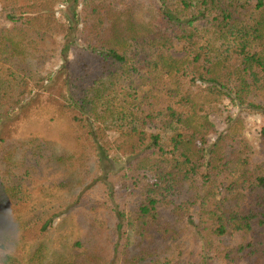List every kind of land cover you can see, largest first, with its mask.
Instances as JSON below:
<instances>
[{
    "label": "trees",
    "instance_id": "16d2710c",
    "mask_svg": "<svg viewBox=\"0 0 264 264\" xmlns=\"http://www.w3.org/2000/svg\"><path fill=\"white\" fill-rule=\"evenodd\" d=\"M0 264H264V0H0Z\"/></svg>",
    "mask_w": 264,
    "mask_h": 264
},
{
    "label": "rangeland",
    "instance_id": "374dc122",
    "mask_svg": "<svg viewBox=\"0 0 264 264\" xmlns=\"http://www.w3.org/2000/svg\"><path fill=\"white\" fill-rule=\"evenodd\" d=\"M76 57L75 56H70L68 60V66L70 70L74 72L75 79L82 78L84 76V72L81 68L76 66L75 64ZM248 94V88L244 84H239L235 88V95L238 99L240 100H245L247 98ZM27 117V116H25ZM211 121L214 125V127L217 130H220L223 126L222 119L218 115H214L211 117ZM246 121L249 125V127L253 130L252 132H255L259 129V127L262 124V119L256 115H248L246 116ZM33 121H21L16 124V128L18 129L16 131V136L19 137L20 139H27L30 138V135L39 133L36 131L38 126L33 125ZM41 128V127H40ZM55 133H62V131H59L58 129L53 130ZM179 137L175 135L171 141H169V153H171L177 143H178ZM51 154V152H49ZM27 166H32L33 168L37 169V171H40V166H38L35 163H29L26 162ZM74 219V222L72 223V220ZM71 223L73 225H71ZM87 219L85 217H82L81 215L74 214L71 217L65 219L64 221H60L57 225L56 231L53 234V238L51 239L49 245H47L49 249L48 254L50 257L51 261H54L58 255L56 252V249L52 250L53 247H56L55 245H51L52 241L55 243L60 242V237L63 239V242H61V249L62 253L67 250V247H69V244L72 243V241L76 238L82 239L83 237H86L90 231V227ZM61 252V251H60Z\"/></svg>",
    "mask_w": 264,
    "mask_h": 264
}]
</instances>
